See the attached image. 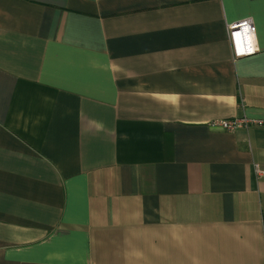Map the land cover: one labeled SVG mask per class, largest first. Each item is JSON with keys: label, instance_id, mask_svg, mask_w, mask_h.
Segmentation results:
<instances>
[{"label": "crops", "instance_id": "1", "mask_svg": "<svg viewBox=\"0 0 264 264\" xmlns=\"http://www.w3.org/2000/svg\"><path fill=\"white\" fill-rule=\"evenodd\" d=\"M243 116L264 0H0V264H264V125H211Z\"/></svg>", "mask_w": 264, "mask_h": 264}, {"label": "built area", "instance_id": "2", "mask_svg": "<svg viewBox=\"0 0 264 264\" xmlns=\"http://www.w3.org/2000/svg\"><path fill=\"white\" fill-rule=\"evenodd\" d=\"M229 36L235 57L250 56L257 51L255 26L252 18L248 17L228 25ZM251 124L264 125V120L251 119L246 116L232 119H219L211 122L212 126L220 127L227 131L249 128ZM256 171L261 173L259 166Z\"/></svg>", "mask_w": 264, "mask_h": 264}]
</instances>
